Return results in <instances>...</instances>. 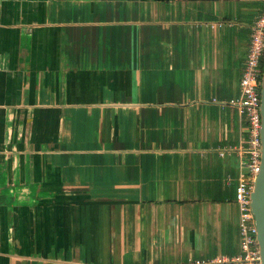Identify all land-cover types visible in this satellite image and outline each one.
Segmentation results:
<instances>
[{"label":"crops","instance_id":"0c3cea01","mask_svg":"<svg viewBox=\"0 0 264 264\" xmlns=\"http://www.w3.org/2000/svg\"><path fill=\"white\" fill-rule=\"evenodd\" d=\"M264 0H0V264L242 254L241 95Z\"/></svg>","mask_w":264,"mask_h":264},{"label":"built area","instance_id":"2783aa9c","mask_svg":"<svg viewBox=\"0 0 264 264\" xmlns=\"http://www.w3.org/2000/svg\"><path fill=\"white\" fill-rule=\"evenodd\" d=\"M264 75V11L251 26L246 66L240 82V98L233 102L247 121L248 138L239 147L220 150L219 155L239 158L235 204L239 208V233L242 254L234 258L220 256L192 264H262L258 227L252 210V193L262 165L261 86Z\"/></svg>","mask_w":264,"mask_h":264},{"label":"water","instance_id":"95a60500","mask_svg":"<svg viewBox=\"0 0 264 264\" xmlns=\"http://www.w3.org/2000/svg\"><path fill=\"white\" fill-rule=\"evenodd\" d=\"M261 116H262V165L261 172L257 178L252 193V210L258 227V241L261 253L262 264H264V75L261 86Z\"/></svg>","mask_w":264,"mask_h":264}]
</instances>
